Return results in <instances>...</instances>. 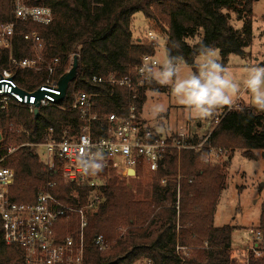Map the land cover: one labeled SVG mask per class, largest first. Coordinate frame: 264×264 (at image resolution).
<instances>
[{
	"label": "trees",
	"instance_id": "16d2710c",
	"mask_svg": "<svg viewBox=\"0 0 264 264\" xmlns=\"http://www.w3.org/2000/svg\"><path fill=\"white\" fill-rule=\"evenodd\" d=\"M258 0H36L32 5L51 8L53 20L48 25L27 23L43 41L42 55L51 61L60 60V78L69 68L74 54L78 58L77 79L58 106L43 108L37 116L28 109L11 106L0 108V159L8 148L15 152L3 164L15 171V183L10 198L15 203H36L54 183L50 192L63 205L80 208L90 199L102 201L87 214L85 228L84 264H237L232 257V235L239 226H216L215 211L226 187V170L235 151L250 160L256 151L264 152V100L258 107L225 106L220 122L210 136L190 135L186 143L202 146L195 149L168 150L156 173H145L142 166L137 174L123 180L118 169L110 163L93 167L101 187L92 189L66 182L61 174L63 160L56 156L55 166L47 172L46 140L54 143L75 139L84 122L78 112L71 110V91L96 95L95 110L105 116L126 115L128 91L123 86L99 84L93 77L103 79L137 78L138 68L145 56L157 55L159 40H164L166 56L171 66L184 64L194 67L199 55L218 50L224 67L231 55L248 57L253 43L254 5ZM159 28L157 45L148 36H136L133 23L137 14ZM242 21L236 29L232 16ZM10 17V0H0V23ZM150 26V25H149ZM151 27V26H150ZM150 29V28H149ZM23 26L16 29L9 49L0 47V73L11 69L18 86L34 91L43 84L44 69L32 71L14 68L12 62L35 55L24 44ZM164 34V35H163ZM192 41V42H191ZM157 85L153 80L137 91V116L145 101V93ZM143 134L141 120H136ZM113 123L97 122L94 133L98 138L108 135ZM150 140L160 139L152 133ZM178 137L173 134L167 139ZM211 148H222L227 155L216 162L208 161ZM166 178L164 184L161 179ZM179 189V193L178 190ZM176 206L179 209H176ZM262 242L260 256L250 252L248 264H264V202L258 225ZM110 242L109 249L99 251L97 236ZM177 247L187 252H177ZM0 264H23V250L5 244L0 230Z\"/></svg>",
	"mask_w": 264,
	"mask_h": 264
},
{
	"label": "built area",
	"instance_id": "2783aa9c",
	"mask_svg": "<svg viewBox=\"0 0 264 264\" xmlns=\"http://www.w3.org/2000/svg\"><path fill=\"white\" fill-rule=\"evenodd\" d=\"M31 1L36 0H10V17L0 23V47L11 48L16 29L23 26L25 28L22 34L23 42L33 48L35 55L13 61L12 64L14 68L32 71L44 69L47 77L34 91H27L18 86L11 69H3L0 73V108L7 110L11 106H16L28 109L33 114L36 108L40 111L43 108L59 107L61 91L56 73L61 66L59 59L48 61L43 57L41 53L43 41L40 34L27 26L29 22L39 25L50 24L53 20L52 10L43 4L32 5ZM148 36L156 46V37L153 33L148 32ZM161 67L155 56H145L138 68L136 79L130 76L107 80L100 77L92 78L94 83H109L111 86L127 88L126 115L122 118L116 114L110 116L100 114L95 110L96 95L79 91L74 87L71 91V110L78 112L84 126L75 139L67 138L59 143L46 140L42 146L45 149L47 172L54 168L55 158L58 156L63 160L61 174L67 183L76 182L79 186L97 189L101 187V183L95 178L93 167L99 164L108 166L112 163L118 169L121 178L128 179L136 176L140 166L145 173H156L164 153L168 150H177L180 153L182 150L201 147L203 142L198 145L187 144L188 136L184 134H178V137L170 141L168 137L151 141V132L143 134L137 125L135 105L137 91L145 88L152 80L153 71ZM210 75L211 70H207L206 76ZM18 89L24 90L25 93L18 92ZM37 90L42 92L40 99L35 95ZM220 119V116L210 117L212 129L207 138ZM105 120L113 123V127L107 136L98 138L94 133V126L97 122ZM15 150L8 148L7 155L0 159V230L5 244L22 248L23 264H84L87 214L102 201V198L97 195L80 208L66 206L50 192L54 183H48L46 191L39 195L36 203L12 202L10 190L15 183V171L2 164ZM226 155L227 151L222 148H211L208 161L216 162ZM165 181L166 178L161 179L162 184ZM177 191L179 193V189ZM176 209L179 207L176 206ZM250 239L252 245L246 248L244 255L249 257L250 252H254L256 256H260L258 247L262 242L261 232L251 229ZM95 245L99 251H106L110 242L99 235L95 239ZM181 251L185 253L187 248L177 247V252Z\"/></svg>",
	"mask_w": 264,
	"mask_h": 264
},
{
	"label": "rangeland",
	"instance_id": "374dc122",
	"mask_svg": "<svg viewBox=\"0 0 264 264\" xmlns=\"http://www.w3.org/2000/svg\"><path fill=\"white\" fill-rule=\"evenodd\" d=\"M231 23L236 29L242 27V21L234 15ZM149 30L155 37L161 35L158 27L149 24L142 14H137L133 23L134 35L144 36ZM157 42L156 59L162 68L155 69L152 74L157 86L145 93L139 114L143 129L165 136L192 132L203 137L212 129L210 117L220 116L223 106L233 105L237 99L240 103L258 106L264 100V70L258 72L254 68L259 64L258 70L264 69V0H258L254 5L253 43L247 49L250 55L246 58L231 55L224 67L218 50L199 55L194 67L184 64L170 66L164 42ZM207 70H211V77L206 76ZM194 81L200 88L210 89L208 102L194 99L198 91L192 87ZM217 91L220 96L214 99ZM255 154L254 160L245 158L241 151L232 155L226 170V187L215 211L216 226L240 227L232 235V257L237 264H246L249 259L244 254L252 245L250 230L258 225L264 202V152L256 151ZM118 176L121 177L119 173Z\"/></svg>",
	"mask_w": 264,
	"mask_h": 264
},
{
	"label": "water",
	"instance_id": "95a60500",
	"mask_svg": "<svg viewBox=\"0 0 264 264\" xmlns=\"http://www.w3.org/2000/svg\"><path fill=\"white\" fill-rule=\"evenodd\" d=\"M78 66H79L78 58L76 55H74L71 58L70 68L59 78L58 87L61 91V96L59 97V100H62L67 95L71 83L74 82L75 79L77 78ZM17 91L22 94L25 93V91L22 89H18ZM35 95L38 99H40L42 97V92L37 90L35 92ZM33 114L34 116H37L39 114L38 108L34 109ZM1 138L2 137L0 134V141H1Z\"/></svg>",
	"mask_w": 264,
	"mask_h": 264
},
{
	"label": "clouds",
	"instance_id": "9594fccd",
	"mask_svg": "<svg viewBox=\"0 0 264 264\" xmlns=\"http://www.w3.org/2000/svg\"><path fill=\"white\" fill-rule=\"evenodd\" d=\"M257 81H253V83H256ZM217 83H222L220 81H217ZM193 88L198 89V91L195 94L194 99L198 102H208V96H209V88H200L199 84L197 82H193L192 85ZM220 96V93L217 91L214 93L213 98H217ZM226 102V101H225Z\"/></svg>",
	"mask_w": 264,
	"mask_h": 264
},
{
	"label": "crops",
	"instance_id": "0c3cea01",
	"mask_svg": "<svg viewBox=\"0 0 264 264\" xmlns=\"http://www.w3.org/2000/svg\"><path fill=\"white\" fill-rule=\"evenodd\" d=\"M163 42H164V40H161V43H163ZM158 45H159V44H158ZM157 50H158V48H157ZM255 65H256V64H255ZM257 65H259V64H257ZM257 65L254 66V68H255L258 72L264 70V69H262L263 67H262L261 69L258 70ZM170 66H171V65H170ZM161 68H162V67H161ZM254 68H253V69H254ZM255 69H254V70H255ZM257 71H256V72H257ZM153 72H154V71H153ZM152 74L154 75V73H152ZM211 75H212V73H211ZM210 77H211V76H210ZM262 101H263V100H262ZM262 101H261V102H262ZM238 102H239V103H238ZM261 102H260V104H261ZM237 103H238V105H239V104H241V105L244 104V105H246V106H252V105L248 104L247 102L240 103V100L237 99L236 102H234L233 105H230V106H229V108L235 107ZM260 104H259V105H260ZM259 105H258V106H259ZM258 106H252V107H258ZM223 107H225V106H223ZM223 107H222V108H223ZM138 117H139V116H138ZM139 120H140V118H139ZM149 131H150V130H149ZM151 132L153 133V131H151ZM154 133H155V132H154ZM156 134H157V133H156ZM173 134H176V133H173ZM173 134L166 135V136H165V135H162V136H163V137H170V136H172ZM177 134H184V135H186V136H190V135H198V134H196V133H192V132H187V133H185V132H179V133H177ZM160 135H161V134H160ZM208 135H209V134H208ZM208 135H206V137H207ZM199 138H200V136H199ZM131 174H132V173H131ZM123 179H124V178H123ZM124 180H128V179H124Z\"/></svg>",
	"mask_w": 264,
	"mask_h": 264
}]
</instances>
